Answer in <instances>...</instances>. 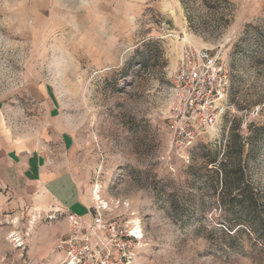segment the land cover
<instances>
[{"label":"rangeland","instance_id":"rangeland-1","mask_svg":"<svg viewBox=\"0 0 264 264\" xmlns=\"http://www.w3.org/2000/svg\"><path fill=\"white\" fill-rule=\"evenodd\" d=\"M178 2L183 14L133 15L103 61L73 35L44 33L27 0H0V98L33 78L56 94L91 172L90 212L140 226L135 264H264V14L241 20L236 0ZM185 46L219 53L230 75L229 109L187 151L166 120ZM27 217L0 221V264H56L64 217Z\"/></svg>","mask_w":264,"mask_h":264},{"label":"crops","instance_id":"crops-1","mask_svg":"<svg viewBox=\"0 0 264 264\" xmlns=\"http://www.w3.org/2000/svg\"><path fill=\"white\" fill-rule=\"evenodd\" d=\"M48 19L44 33L75 36L91 57L104 61L106 44L130 31L133 15L183 14L178 0H27ZM239 19L264 14V0H236ZM79 36L83 39L77 42ZM44 81L29 80L16 96L0 98V221H28L33 213L63 216L56 242L68 235L66 215H87L89 167L76 155L71 122ZM28 225V224H27ZM9 234V233H8ZM62 254H57L56 264Z\"/></svg>","mask_w":264,"mask_h":264},{"label":"built area","instance_id":"built-area-1","mask_svg":"<svg viewBox=\"0 0 264 264\" xmlns=\"http://www.w3.org/2000/svg\"><path fill=\"white\" fill-rule=\"evenodd\" d=\"M171 76L166 120L172 145L187 151L229 109V70L219 53L185 46ZM260 111V107L254 108L253 115L258 117ZM103 209L93 206L86 216L66 215L68 235L55 245L63 256L62 264H135L143 238L139 224L106 220ZM8 238L22 247L16 233Z\"/></svg>","mask_w":264,"mask_h":264}]
</instances>
